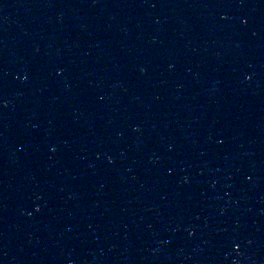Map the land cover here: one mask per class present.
I'll return each mask as SVG.
<instances>
[{
	"label": "water",
	"instance_id": "water-1",
	"mask_svg": "<svg viewBox=\"0 0 264 264\" xmlns=\"http://www.w3.org/2000/svg\"><path fill=\"white\" fill-rule=\"evenodd\" d=\"M0 264H264V0H0Z\"/></svg>",
	"mask_w": 264,
	"mask_h": 264
}]
</instances>
